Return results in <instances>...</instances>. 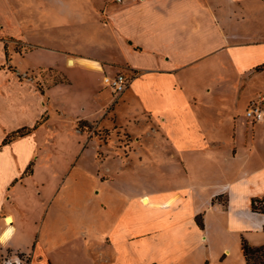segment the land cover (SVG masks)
Wrapping results in <instances>:
<instances>
[{"label": "crops", "instance_id": "obj_1", "mask_svg": "<svg viewBox=\"0 0 264 264\" xmlns=\"http://www.w3.org/2000/svg\"><path fill=\"white\" fill-rule=\"evenodd\" d=\"M35 1L43 4L48 19L45 25L34 19L30 27L42 24L51 33L96 29L109 44L100 37L91 53L30 42L24 55L11 57L0 20V175L8 174L0 183V259L29 254L32 264H177L176 258L186 254L181 247H187L199 253L200 264H211L215 253L219 264H226L233 254L222 242L234 235L246 264L242 239L254 247L264 245V213L252 210L254 200H264V120L253 124L246 117L251 101L264 98V0ZM9 15L20 25L14 9ZM110 49L109 56H99ZM30 55L41 59L20 70ZM71 58L99 62L101 70L81 63L70 67ZM50 66L65 79L48 84L45 92L12 73ZM72 71L74 79L67 75ZM121 72L133 80L113 105L103 80ZM76 83L80 111L71 123L58 120L69 106L62 95L72 94ZM126 101L140 111L132 118L149 127L138 138L127 132L130 156L135 142L141 148L152 143L162 163L130 175L116 167L122 159L110 155L103 168L113 161L112 179L103 181L97 171L101 182L112 181L97 192L111 194L108 220L94 214L86 219L84 207L59 200L64 176L74 171L80 154L66 149L69 131L60 124L71 125L83 150L93 147L84 142L83 132L91 131L75 123L111 128L106 120L119 124L116 108ZM242 103L244 112L237 109ZM38 122L37 129L4 145L9 135ZM18 147L27 151L17 154ZM59 160L62 174L53 166ZM129 176L147 189L136 190L139 184L128 182ZM115 181L125 189H114L112 195ZM143 197L157 207H146ZM170 200V206H163ZM7 217L13 219L10 224ZM9 229V238L2 241ZM133 251L145 259L132 263Z\"/></svg>", "mask_w": 264, "mask_h": 264}, {"label": "rangeland", "instance_id": "obj_2", "mask_svg": "<svg viewBox=\"0 0 264 264\" xmlns=\"http://www.w3.org/2000/svg\"><path fill=\"white\" fill-rule=\"evenodd\" d=\"M107 2V1H105ZM110 3V2H107ZM39 1L35 0H0V20L4 22L5 25V41L8 46V51L10 56L12 57L14 55V52L20 53L21 55H24L26 52L27 47L30 45V42H33L35 44L42 43H56L58 45H63V47H69L70 49H81L88 52H96L99 38L101 37V32L97 31L96 29H91L89 32L84 33L81 29L75 28V31L71 33H51V32H45L46 27L45 22L47 21L46 13L43 10L44 7L42 6ZM13 9L18 14V19L20 25L13 22L12 17L9 15V13ZM39 20L40 24L35 27H30V23L32 20ZM40 26V27H39ZM19 31L20 33L17 35L16 32ZM103 34V33H102ZM106 38H107V34ZM29 40V41H27ZM104 37H101V40L103 42V45L109 44L108 40L104 39ZM36 46V45H34ZM32 49L31 47H29ZM112 49L107 51H99V56H109V52H111ZM38 52V51H35ZM40 53V52H38ZM37 54V53H36ZM33 55V54H31ZM29 56L28 59H24L21 61L20 70L26 69L30 65L34 64L36 61V57L39 58L41 56ZM114 55V52H113ZM41 59V58H39ZM55 61V60H54ZM59 67L63 68V63L58 61ZM60 70L56 69L55 67H40L36 70L26 71V72H20L17 68L13 69L14 74H16L17 81H20L22 83H34V87H36V91L38 89H41L45 92V87L48 84H51L54 82H58L60 80L65 79L63 76V73H61ZM76 73V72H75ZM75 73L67 72V75L70 78H75ZM77 78L79 79L80 76L78 75ZM100 86H102V80L100 82ZM68 88V87H66ZM78 85L74 86V91H72V94L70 95H62L63 100L67 99L69 102V106L65 107V113L64 116H61V119L58 120H64L67 122H70L71 120H74V117L79 113L80 111V102H79V94L80 90L78 89ZM56 94H60L56 92ZM61 95V94H60ZM109 92L105 90L104 96H109ZM121 97V96H120ZM120 97L112 98L111 100L113 102V105L115 102H117ZM46 100V99H45ZM47 101V100H46ZM246 106L245 103L240 104L237 106V109L240 111L245 110ZM116 115L119 120V124H114L111 120H106V124L111 128H104L102 125H96V124H90L92 131L90 134H87V132H83L85 134V137L87 135V139L84 140L85 146H93L89 147L87 149L83 150L82 144H79L77 141V136L74 132V129L71 127V125L68 124H60L61 126H66V129L68 132V140L70 142L67 143L66 149L69 151V153H78L79 162L76 167H74V171L64 176L63 180V188L60 193V201H66V206H72V207H84L85 211V218L88 219V214H94L95 218L100 217L102 220L107 221L109 217V197L111 194H108L106 196H103V194L99 195L97 192L102 190V186L105 187L108 182L112 181H106V183L101 182V179L97 176V171H101L102 175L101 178L103 181L105 180H111V175L114 171V163L112 161V165H107L104 167V162L108 161V157L110 155H113L115 158H121L122 161L118 166H116L118 169L124 170L129 172V174L132 171H140L151 167H156L162 162H160L159 158L156 156V149L152 147V143L145 145L143 148L140 147V144L137 143L136 152H133L130 156V152L132 151V145L131 141L132 138L130 137V134H133L136 138L140 137L142 135L141 133H146L149 129L148 126L142 123H138L135 118L133 119L131 114L136 115V117L140 116V111L137 109V106L132 101H126V103L121 102L119 106L116 108ZM53 111V110H52ZM61 111H57V113L60 114ZM61 115V114H60ZM223 116V114L215 113L214 116L217 118H220V116ZM59 118V117H58ZM55 123V122H54ZM71 123V122H70ZM53 125V123L51 124ZM68 126L71 128V132L68 129ZM75 127H78V122L75 123ZM55 128H58V125L56 123ZM129 132V133H127ZM105 146V149H101ZM94 147L96 148L94 149ZM101 147V148H99ZM138 149V150H137ZM27 151L26 147L20 149L19 147L16 149L17 154L25 153ZM67 152V151H66ZM149 156H148V154ZM84 153V154H83ZM8 154L13 155L12 151L9 150ZM83 154V155H82ZM23 155V154H22ZM127 161L125 162V159L129 157ZM141 158H144L141 160ZM145 162L147 165L146 168L142 167L141 163ZM128 162V164H127ZM54 168L58 172H64L62 170V161L59 160V162H54ZM103 169H106V173H103ZM140 169V170H139ZM61 172V174H62ZM105 172V171H104ZM135 173V172H134ZM133 173V174H134ZM131 175V174H130ZM8 174L5 173L4 175H0V183L4 184L5 180L7 179ZM132 177V176H131ZM130 176L127 179L128 182H132L133 185L139 184L137 180L139 178ZM117 178V177H116ZM153 179V178H152ZM156 179V178H155ZM153 179V181L155 180ZM103 183V184H102ZM131 183V184H132ZM102 184V186H101ZM146 184V183H145ZM145 184L143 183L142 186L139 184L138 186H135L136 190H143L147 189ZM125 184H122L120 182H113L111 189L118 190L120 188L125 189ZM110 191V192H111ZM112 195L116 194L115 191H112ZM95 199V200H94ZM106 204L108 208L105 206H102L101 204ZM101 206V208H100ZM136 215V214H134ZM137 216V215H136ZM138 217V216H137ZM227 246L232 251V257L227 260L226 264H244L242 262V259L240 257V244L238 238L234 237V235L230 236L228 240L222 242V246ZM183 251L186 252L185 256H182L180 259L176 258L177 264H200V256L198 252H192L187 249V247H181ZM218 249L219 246H218ZM133 261L132 263L136 261H140V259L144 260L145 258H142L143 256H140L138 254L136 256V251H133L132 253ZM19 256V255H18ZM141 260V261H142ZM4 258L0 259V264L3 263ZM17 261L16 259L12 260L11 262L14 264ZM219 260L216 258V253L211 254L210 262L211 264H219ZM18 262V261H17Z\"/></svg>", "mask_w": 264, "mask_h": 264}, {"label": "built area", "instance_id": "obj_3", "mask_svg": "<svg viewBox=\"0 0 264 264\" xmlns=\"http://www.w3.org/2000/svg\"><path fill=\"white\" fill-rule=\"evenodd\" d=\"M110 3L115 4H123L127 0H106ZM132 76L126 73H118L115 76H105L104 77V84L105 86L111 91L113 98L120 97L127 89L130 87L132 83ZM264 98L259 96L258 98L251 101L249 107L246 111V117L253 123L257 124L264 120ZM29 254H19L17 256V261L15 263L18 264H32ZM10 258L4 259L3 263L1 264H14L11 262Z\"/></svg>", "mask_w": 264, "mask_h": 264}, {"label": "trees", "instance_id": "obj_4", "mask_svg": "<svg viewBox=\"0 0 264 264\" xmlns=\"http://www.w3.org/2000/svg\"><path fill=\"white\" fill-rule=\"evenodd\" d=\"M6 58H7V61H9V54L7 52V46H6ZM44 120H45V118H44ZM41 123L42 122H38V124H36L33 128H23V129H20L16 132L12 133L4 141V145L9 143L13 139H16L18 137H22V136L26 135L28 132H31V131L37 129V127ZM78 129L82 130V131H88V132L92 131L91 126L86 121L78 122ZM31 170H32V166L29 167L28 171L26 172V175L27 174L30 175ZM252 210L254 212L264 213V200H261V199L254 200L252 203ZM196 221H197L198 225L201 228H203L202 217L198 216L196 218ZM242 250H243L244 258L246 260V264H264V245L259 246V247H254V246H251L247 242V240L242 239Z\"/></svg>", "mask_w": 264, "mask_h": 264}, {"label": "bare ground", "instance_id": "obj_5", "mask_svg": "<svg viewBox=\"0 0 264 264\" xmlns=\"http://www.w3.org/2000/svg\"><path fill=\"white\" fill-rule=\"evenodd\" d=\"M77 63H81L83 65H86V66L90 67L91 69L101 70L99 62H96V61H93V60H74L72 58L69 59V66L70 67H74ZM142 202L148 208H155V207H157V205L154 202H152L148 197H143L142 198ZM172 203H173V201L170 200V201L166 202L163 206L168 207ZM5 220H6V223L7 224H10L13 221L12 217H7ZM10 234H11V229H9V231L4 236H2V238H1L2 241L5 238H7L8 236H10Z\"/></svg>", "mask_w": 264, "mask_h": 264}]
</instances>
